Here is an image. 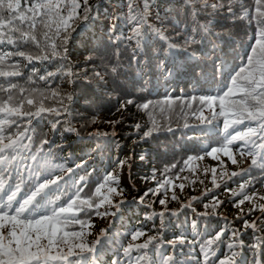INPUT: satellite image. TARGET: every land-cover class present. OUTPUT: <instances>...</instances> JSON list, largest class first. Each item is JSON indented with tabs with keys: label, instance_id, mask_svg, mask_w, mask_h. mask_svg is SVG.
I'll use <instances>...</instances> for the list:
<instances>
[{
	"label": "trees",
	"instance_id": "obj_1",
	"mask_svg": "<svg viewBox=\"0 0 264 264\" xmlns=\"http://www.w3.org/2000/svg\"><path fill=\"white\" fill-rule=\"evenodd\" d=\"M80 2L81 18L73 23L72 39L66 45L68 62L73 66V71L79 73L78 77L73 78L77 82L72 84L69 83V78L58 76L46 84L32 73L33 68L39 75H43L46 70L54 71L59 66V61H36L22 67L24 78L17 81L21 86H34L42 91L46 97L43 101L44 107L60 108L63 100V105L68 111L62 112L59 118L61 123L55 130L51 127L55 119L52 115L34 117L32 141L24 140L29 148L21 149V153L24 157L30 153L36 154L41 147L40 141L47 139L49 144L43 145V151L38 153L42 158L41 163L46 162L53 174L64 176L66 186L71 185L79 176L88 175V187L82 194L85 198L94 192L97 183L105 174L113 172L118 175L123 197L113 195L112 201L117 204L123 199L126 203L117 210L110 226L106 228V235L99 237V264H113L117 259L120 264H127L123 247L127 246L128 242L142 243L147 236L157 235L158 230L163 232L165 242L182 233L189 241L196 242L194 252L187 245L183 246V254L179 250L176 251L177 258L182 262L187 259L188 264H191V260L187 254L191 252L192 255L199 256V242L221 227L240 229L243 232L241 239L245 244L254 243L255 231H244L243 222L236 219L241 213L234 204L242 197H231L229 190L239 191L240 183L254 179L256 182L247 188L248 194L264 191V186L258 182L259 178L264 176V171L252 167L249 174L229 179L232 172L248 168L251 157L239 156V141L231 146L238 161L235 165L222 153L213 154L215 158L208 155L211 148L219 147L222 143L215 130L217 121L211 124L202 123L191 113L200 108L199 97H222L227 92L231 77L243 66L242 60L254 44L249 36L255 29L249 28L244 22L225 21L214 25V31L220 33L219 36H209L197 45H185L184 39L178 36L177 32L184 24L190 25L186 0H148L150 7L146 13L147 20L155 28H161L167 40L155 34L150 35L147 38L148 44L142 49L138 60L130 64L131 47H134V43H121L115 37L120 36L123 40V36L129 34V25L124 20L128 15L129 2L138 5V10H142L144 0H89L93 11L87 21L82 19L83 0ZM244 3L251 6L253 0H244ZM158 15L163 18V23L157 19ZM201 22L206 21L201 18ZM49 35L53 36L51 32ZM109 35H112L111 41L108 39ZM53 39L57 42L58 51H61L59 39L55 36ZM169 44L175 47L169 50ZM0 49L9 50V46L0 45ZM22 50L36 53L31 46ZM117 62L122 66V70L118 78L114 79L106 69ZM24 63L26 62H21L22 65ZM94 71L104 75V81H99L94 76ZM85 72L87 76L84 75ZM29 77L31 81H35L34 85L29 82ZM52 91L57 92L58 96L53 97ZM69 94L73 96L71 101L66 99ZM192 97H197V100L192 101ZM128 99H132L134 103L127 105L126 109L121 108ZM229 99L231 97H226L225 103ZM149 101V109L137 107ZM189 103L192 104L191 109L188 108ZM218 103L217 101V112L220 110ZM118 108L120 111H117ZM31 110L35 111V108ZM203 111L204 115H210L206 106ZM220 119L222 121V118ZM118 120L121 123H115ZM153 121L161 131L142 139L143 132L152 126ZM186 123L187 127L184 126ZM245 123L256 126L255 122ZM19 124V129H11L13 134L22 130L26 121L21 120ZM136 124L141 125L139 131L134 127ZM69 126L77 129L79 135L67 131ZM168 128H171V131H167ZM96 132L109 135H92ZM113 132L116 135H111ZM141 155L145 157L144 160L140 159ZM120 159L127 162L123 168L117 166ZM81 163L84 167L76 169L75 166ZM128 163L131 164L130 169ZM69 167L74 169L73 174L67 173L66 169ZM125 170L128 171L131 183L124 184L120 180ZM153 172L155 180L151 179ZM165 180L171 183L154 198L152 194L145 197V200L150 199L149 203H140L138 194H141L143 189L145 192L148 188H157V181L163 183ZM173 180L179 185L183 184L185 190L175 185ZM225 193L227 195L222 196ZM173 195L176 199L172 198ZM165 197L168 200L161 205L159 200ZM215 199L223 200L224 203L216 208L213 214L212 205ZM189 203L190 208H182V205ZM205 204L209 205L207 209ZM254 204L264 203L246 201L240 207L246 213ZM173 212L177 214L173 215ZM205 212L208 213L207 216L200 215ZM160 213L164 215L161 216ZM95 216L94 212L89 215L81 213V219L88 221L90 225ZM262 216L264 214L256 211L247 218L250 222L257 220L258 228L264 229V220L260 219ZM193 220L197 221L196 229L192 228ZM89 227L84 229L87 241L86 230ZM136 229L143 230L145 236L131 241L130 233ZM71 230L79 231L80 227L76 225ZM259 235H264V231ZM147 251L149 256H153L151 245ZM160 251L170 254L173 249L164 243ZM225 251L222 247L218 255ZM137 254L142 255L143 252H133V256ZM244 254L248 264H251L250 251L245 249Z\"/></svg>",
	"mask_w": 264,
	"mask_h": 264
},
{
	"label": "snow or ice",
	"instance_id": "obj_2",
	"mask_svg": "<svg viewBox=\"0 0 264 264\" xmlns=\"http://www.w3.org/2000/svg\"><path fill=\"white\" fill-rule=\"evenodd\" d=\"M149 7L148 0H144L142 10H138V5L129 2L128 15L124 18L125 23L129 25V34L123 36V40L120 36L115 37L121 43L124 41L129 45L134 43V47H131L130 64L138 60L142 49L148 44L147 38L150 35L155 34L167 40L161 28H155L148 22L146 13ZM186 8L190 25L184 24L177 32V35L184 39L185 45H197L209 36H219L220 33L214 31V25L225 21L244 22L249 28L255 29L249 36L254 44L250 46L249 54L242 60L243 66L231 77L227 92L222 97H199L200 108L191 114L202 123L211 124L217 121L215 130L220 135L222 143L219 147L211 148L208 155L222 153L235 165L238 161L231 146L239 141L241 142L237 149L239 156L251 157L250 166L239 172H232L229 179L249 174L252 167L264 171V0H253L251 6L246 5L244 0H186ZM80 9V0H0V45L9 46V50L0 49V264H99L97 246L101 240L97 238L90 243L86 240L84 229L90 224L81 219V213L89 215L94 212L100 217L114 216L116 213L110 212L109 209L114 207L118 210L126 203L121 199L120 203L113 204V195L123 197L118 175L113 172L105 174L97 183L94 192L87 198L82 194L88 187V175H81L71 185L66 186L64 176L53 174L46 162L41 163L42 158L38 153L43 151V145L49 144L47 139L40 141L41 147L36 154L30 153L24 157L21 153V149L29 148L24 140L32 141L34 117L52 115L55 119L51 127L55 130L61 123L59 118L62 112L68 111L63 105V100L60 108L44 107L43 101L46 97L42 91L34 86L30 88L21 86L17 81L24 78L22 67L36 61H59V66L54 71L46 70L43 75H39L33 68L32 73L46 84L58 76L67 77L69 83L75 84L77 81L73 78L78 77L79 73L74 72L73 66L68 62L66 45L72 39L73 23L81 18ZM92 11L89 0H83L82 19L89 20ZM201 18L206 22L202 23ZM157 19L163 23V18L159 15ZM50 32L59 39L61 51H58L57 42L49 35ZM114 32L115 26L112 35ZM183 33L187 34L182 35ZM112 35L108 36L109 41L112 40ZM29 46L36 50L35 54L22 50ZM174 47L173 44L168 45L169 50ZM22 61L26 63L22 65ZM121 70L122 66L118 62L106 69L114 79L118 78ZM84 75L87 76V72ZM94 76L99 81L105 79L99 71H94ZM28 79L31 84H35L30 77ZM51 95L55 97L58 93L52 91ZM226 97H231L227 103ZM66 99L71 101L73 96L69 94ZM191 100L196 101L197 97H192ZM217 101L219 112L216 111ZM133 103L132 99H128L121 108L126 109L127 105ZM150 104L151 101L137 107L147 110ZM205 106L209 109L210 115H204ZM32 108H35V111H32ZM188 108H192L191 103L188 104ZM21 120L26 121V125L13 134L11 129L14 127L19 129ZM246 121L255 122L256 126L252 127L246 124ZM184 126L187 127V123ZM134 127L139 131L141 125L136 124ZM66 130L79 135L74 127L69 126ZM159 131L161 128L153 121L152 126L143 132L141 138L151 137ZM167 131H171V128ZM92 135L108 136L109 133L96 132ZM111 135L114 136L116 133L113 132ZM140 159L144 160L145 157L141 155ZM126 163L120 159L117 166L123 168ZM75 167L80 169L84 164H77ZM128 167L131 168L130 163ZM66 171L69 174L74 173L72 167ZM212 171L215 173V169ZM151 179H156L155 172ZM213 179L215 180V175ZM254 182H256L254 179H248L240 183L239 191H229L231 197H242L234 204L241 213L236 219L243 222L244 231L248 229L255 231V242L246 245L241 239L243 232L240 229L221 227L207 239L199 242V256L192 255L191 252L187 254L191 264H248L245 249L250 251L251 264H264V235H259L264 229L258 228L257 220L250 222L247 218L256 211L264 214V204H254L246 213L240 207L246 201L252 202L256 197L255 192L249 195L247 191ZM258 182L264 186V176H261ZM169 183H171L169 180L163 183L157 181L158 187L148 188L139 197L140 203H143L149 194L157 195ZM179 187L183 189L184 185L180 184ZM215 187L218 188L220 185ZM172 198L176 199L175 195ZM259 199L264 200V196H260ZM159 203L164 205L166 201L160 199ZM223 203V200H214L213 214ZM102 207L104 211H101ZM190 207V203L182 205V208ZM204 207L207 209L209 205L205 204ZM159 215L163 216L164 213ZM200 215L207 216L208 213ZM260 219L264 220V216ZM76 225H79L80 230H71ZM197 227V221L193 220L192 228ZM106 233L107 229H102L100 237ZM142 236H145V232L141 229L130 233L131 241H137ZM164 243L172 247V253L164 254L160 251ZM195 244L194 240L189 241L183 233L165 242L163 232L158 230L157 235L147 236L142 243L128 242L127 246L123 247V254L127 257V264H188L187 259L182 262L177 258L176 251L179 250L183 254V246L187 245L194 252ZM150 245L153 256L148 255ZM222 247L226 251L218 255ZM133 252L143 254L133 256ZM85 253L88 255L85 256ZM113 264H120V261L117 259Z\"/></svg>",
	"mask_w": 264,
	"mask_h": 264
},
{
	"label": "rangeland",
	"instance_id": "obj_3",
	"mask_svg": "<svg viewBox=\"0 0 264 264\" xmlns=\"http://www.w3.org/2000/svg\"><path fill=\"white\" fill-rule=\"evenodd\" d=\"M212 157H215V156L212 155ZM120 180L124 184L131 183L130 177L128 175V171H126V170L123 171V174L121 175ZM172 182L175 185H179L176 180H173ZM262 189H264V187ZM182 190L183 191L185 190L184 187H183ZM143 192H144V189H143V191H141V194H138V199H139L140 196H142ZM226 195L227 194L225 193L222 196H226ZM260 196H264V191H259L258 193H256V197L253 199V202L257 201L259 203H264V200H260L259 199ZM154 197H155V195L152 196V198H154ZM167 200H168V198L165 197V201H167ZM149 202H150V199L149 200H144L143 203H149ZM115 203L116 202L113 201V204H115ZM101 211H104L103 207L101 208ZM109 211L110 212H115L117 214V209L114 208V207L110 208ZM116 214L114 216L113 215H109V216H104V217L95 216L94 219L91 222V225H90L89 229L86 230L87 236L89 237L88 242L92 241V240L94 241L95 239L99 238L101 230L102 229H106L108 226H110L111 221L116 216Z\"/></svg>",
	"mask_w": 264,
	"mask_h": 264
},
{
	"label": "built area",
	"instance_id": "obj_4",
	"mask_svg": "<svg viewBox=\"0 0 264 264\" xmlns=\"http://www.w3.org/2000/svg\"><path fill=\"white\" fill-rule=\"evenodd\" d=\"M88 239H89V237H88ZM89 242H91V241H89Z\"/></svg>",
	"mask_w": 264,
	"mask_h": 264
}]
</instances>
